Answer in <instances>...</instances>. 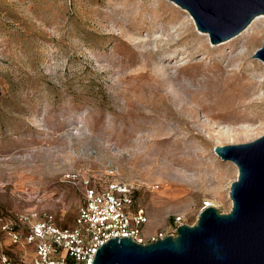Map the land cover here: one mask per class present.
<instances>
[{"label":"rangeland","instance_id":"obj_1","mask_svg":"<svg viewBox=\"0 0 264 264\" xmlns=\"http://www.w3.org/2000/svg\"><path fill=\"white\" fill-rule=\"evenodd\" d=\"M192 19L173 0H0V211L73 226L83 178L134 186L145 232L228 211L238 167L214 145L264 132V16L220 43Z\"/></svg>","mask_w":264,"mask_h":264},{"label":"water","instance_id":"obj_2","mask_svg":"<svg viewBox=\"0 0 264 264\" xmlns=\"http://www.w3.org/2000/svg\"><path fill=\"white\" fill-rule=\"evenodd\" d=\"M186 8L212 42L240 32L264 0H173ZM252 56L264 61V38ZM217 156L236 163L228 211L204 205L194 223L147 243L114 235L97 247L92 264H264V132L237 143L214 145Z\"/></svg>","mask_w":264,"mask_h":264},{"label":"built area","instance_id":"obj_3","mask_svg":"<svg viewBox=\"0 0 264 264\" xmlns=\"http://www.w3.org/2000/svg\"><path fill=\"white\" fill-rule=\"evenodd\" d=\"M82 185L84 195L73 226L59 224L49 212L0 216V264H92L97 247L111 236L147 243L175 234L181 223L176 217L168 231L145 232L149 218L135 201L134 186L90 178H83ZM30 243L34 247L28 250Z\"/></svg>","mask_w":264,"mask_h":264},{"label":"bare ground","instance_id":"obj_4","mask_svg":"<svg viewBox=\"0 0 264 264\" xmlns=\"http://www.w3.org/2000/svg\"><path fill=\"white\" fill-rule=\"evenodd\" d=\"M183 8V7H182ZM184 9H186V8H184ZM189 12V11H188ZM263 13H259V14H256L252 19H251V21L247 24V26L252 22V24L245 30V31H248L249 29H250V27L253 25V24H255L258 20H260L264 15H262ZM191 15V14H190ZM192 17V16H191ZM193 21H194V19H192ZM194 23H195V21H194ZM247 26H245L241 31H243ZM240 31V32H241ZM203 32H205L204 34H206L207 36H209V34H208V32H206V31H203ZM239 32V33H240ZM231 38H232V36H231ZM228 39H230V37L229 38H227V39H225V40H228ZM225 40H222V41H225ZM221 41V42H222ZM220 43V42H219ZM262 60V59H261ZM263 61V60H262ZM264 62V61H263ZM224 113H226V112H224ZM260 131V128H258V129H256V130H253V129H251L250 127H249V125L247 126V128H245L243 131H240V130H234V129H231L230 131H228V133H227V135H226V137L228 138V139H235L236 137H238L239 135H242V136H244V137H250V135H252V133L254 134V133H258ZM252 132V133H251ZM247 139V138H246ZM233 163H235V162H233ZM236 164V163H235ZM168 189L170 190V195L171 196H177L178 195V193L179 192H181V191H184L183 189H173V191H172V188H170V186L168 187ZM181 190V191H180ZM171 192L173 193V194H171ZM182 195V194H181ZM211 204V203H210Z\"/></svg>","mask_w":264,"mask_h":264},{"label":"trees","instance_id":"obj_5","mask_svg":"<svg viewBox=\"0 0 264 264\" xmlns=\"http://www.w3.org/2000/svg\"><path fill=\"white\" fill-rule=\"evenodd\" d=\"M0 216H4V217H6V216H10V217H12V215H11V213L10 212H7V211H0Z\"/></svg>","mask_w":264,"mask_h":264}]
</instances>
